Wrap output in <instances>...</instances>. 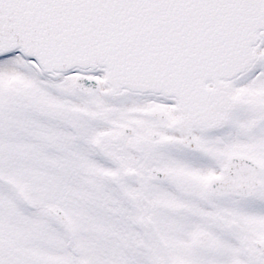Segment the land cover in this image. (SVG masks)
Masks as SVG:
<instances>
[{
	"label": "snow or ice",
	"instance_id": "snow-or-ice-1",
	"mask_svg": "<svg viewBox=\"0 0 264 264\" xmlns=\"http://www.w3.org/2000/svg\"><path fill=\"white\" fill-rule=\"evenodd\" d=\"M0 264H264V0H0Z\"/></svg>",
	"mask_w": 264,
	"mask_h": 264
}]
</instances>
